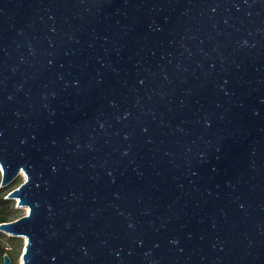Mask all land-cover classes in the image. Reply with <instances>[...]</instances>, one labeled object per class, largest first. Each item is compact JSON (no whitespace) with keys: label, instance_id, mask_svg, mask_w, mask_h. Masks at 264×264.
Segmentation results:
<instances>
[{"label":"water","instance_id":"1","mask_svg":"<svg viewBox=\"0 0 264 264\" xmlns=\"http://www.w3.org/2000/svg\"><path fill=\"white\" fill-rule=\"evenodd\" d=\"M0 166L21 264H264V0H0Z\"/></svg>","mask_w":264,"mask_h":264},{"label":"rangeland","instance_id":"2","mask_svg":"<svg viewBox=\"0 0 264 264\" xmlns=\"http://www.w3.org/2000/svg\"><path fill=\"white\" fill-rule=\"evenodd\" d=\"M25 179L26 175L24 173H20L9 184L2 185V169L0 166V196H2L5 200L3 204H0V210L4 211L3 215L7 220L17 219L28 212L27 206L18 204V198L7 196L13 189L20 186ZM0 240L5 247V252L10 255L13 264H21L26 237L14 235L0 229ZM2 259L3 257L0 259V264Z\"/></svg>","mask_w":264,"mask_h":264},{"label":"trees","instance_id":"3","mask_svg":"<svg viewBox=\"0 0 264 264\" xmlns=\"http://www.w3.org/2000/svg\"><path fill=\"white\" fill-rule=\"evenodd\" d=\"M5 202L4 198L2 196H0V204H3ZM3 210H0V222L1 221H7L6 217L3 215ZM5 247L3 246L1 240H0V259L3 257L4 258V254H5ZM3 261V259H2ZM2 263V262H1Z\"/></svg>","mask_w":264,"mask_h":264}]
</instances>
